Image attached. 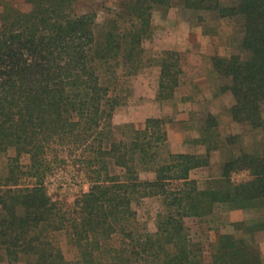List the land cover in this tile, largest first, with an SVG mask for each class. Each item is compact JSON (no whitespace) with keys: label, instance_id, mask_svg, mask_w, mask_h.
Returning a JSON list of instances; mask_svg holds the SVG:
<instances>
[{"label":"trees","instance_id":"trees-1","mask_svg":"<svg viewBox=\"0 0 264 264\" xmlns=\"http://www.w3.org/2000/svg\"><path fill=\"white\" fill-rule=\"evenodd\" d=\"M27 2L31 10L7 9L0 26V158L15 152L0 177V264H16L22 255L31 257L29 264H71L61 236L76 248L78 264H206L185 221L213 215L218 204L262 215L238 224L244 236H220L210 264H264L255 236L264 231V0H185L243 24L241 52L214 57L213 71L230 80L220 89L232 94L231 116L251 127L254 142L223 136L209 114L202 129L206 155L168 150L162 119L150 118L142 129L113 123L124 85L118 70L141 69L153 10L164 0H123L104 24L94 13H76V0ZM161 66L159 98L166 100L184 74L180 54L165 51ZM214 150L222 175L201 187L191 173L208 165ZM68 158L90 184L70 206L54 200L45 183ZM241 171L250 179L235 182ZM143 172L154 178L143 179ZM24 176L35 183L23 184ZM151 196L165 205L155 233L141 226L134 208Z\"/></svg>","mask_w":264,"mask_h":264},{"label":"rangeland","instance_id":"rangeland-1","mask_svg":"<svg viewBox=\"0 0 264 264\" xmlns=\"http://www.w3.org/2000/svg\"><path fill=\"white\" fill-rule=\"evenodd\" d=\"M154 7L151 36L144 41V60L141 69L135 75H127L123 68L118 70L120 80L124 84L120 88L122 105L116 110L113 123L116 127L134 125L138 129L145 127L150 118L164 121V128L169 134L168 150L174 153H194L203 151L202 129L206 126L208 114L215 111L222 119L225 133L237 131V124L229 119V112L224 106L233 102L231 95L222 96L221 85H228L230 80L220 78L213 71V58L216 56L230 57L241 52L243 24L238 20L221 18L216 11H205L190 8L185 0H164ZM123 0H76L74 11L78 14L94 13L97 21L104 24L111 17H116ZM223 5H233L239 0H220ZM22 11L31 10L27 0H0V26L2 16L9 8ZM165 51H176L181 56L184 74L181 82L170 99L159 98L161 81V59ZM224 97V98H223ZM221 99V100H220ZM220 129V128H219ZM249 136V135H248ZM251 142V136L249 137ZM15 152L0 158V177L7 175L8 159ZM65 158L67 157L64 155ZM211 169L194 171L192 178L200 182L201 187L210 178L220 173L222 158L219 153L213 158ZM23 165L30 163L24 156ZM143 179H152L154 174L143 172ZM220 176V175H219ZM235 182L250 179L249 172L241 171L234 174ZM35 178L24 176L23 184H34ZM48 194L66 205L74 202L90 189L86 173L73 159H65L48 175L46 181ZM142 227L150 232H157L160 215L165 211L163 198L151 196L134 204ZM259 210H234L228 205L218 204L213 215L198 218H186L188 233L201 243L205 249V262L212 260V244L220 236L235 234L244 236L238 224L245 220L261 217ZM256 241L264 253V233L259 234ZM66 257L71 264H78L75 247L68 243L66 236H61ZM31 257L22 255L16 264H29ZM1 264H11L9 260Z\"/></svg>","mask_w":264,"mask_h":264},{"label":"crops","instance_id":"crops-1","mask_svg":"<svg viewBox=\"0 0 264 264\" xmlns=\"http://www.w3.org/2000/svg\"><path fill=\"white\" fill-rule=\"evenodd\" d=\"M227 95H231V96H232L231 93L226 92V93L221 94V96H219L218 98H222V96L225 97V96H227ZM224 97H223V98H224ZM232 97H233V96H232ZM220 100H221V99H220ZM233 100H234V98H233ZM233 105H234V101H233V102H230V105L228 104V105L224 106V108H225L226 111L229 112V114H230V115H229V119L232 121V123L238 125L237 128H236L237 131H233V130H232L231 132L225 133V132L223 131V128H222L223 122H222V119L220 118V116H219V115H215V114H217L215 111H211L210 114H212V115H214V116L217 117L218 122H219L220 132L222 133L223 136L236 135V134H237V135H243V136L246 135V139H247L248 144H253L254 139H253L252 135H253L254 131L251 130V127H249L248 125H244V124H240V123L234 122V120H233V118H232V116H231V113H230V108H231ZM263 110H264V107H263ZM208 115H209V114H208ZM248 135H249V136H248ZM250 136H251V142H250V139H249ZM201 146H202V148H204L203 151H199V152L194 151V153L191 152V153H189V154L206 155V154L208 153V147H207L205 144H203V145H201ZM216 153H217V154L219 153V155L221 156V154H220L219 151H216V150L212 151V152L210 153V163H209L208 165H206V166H203V167H200V168H196V169H194V170L192 171V173H191V177H192V174H193L194 171H197V170H199V169H211L212 166H213V164H214L213 158H214V156H215ZM221 158H222V156H221ZM222 161H223V160H222ZM222 172H223V162H220V173L217 174L216 178L219 177V175L221 176V175H222ZM247 172H248V171H247ZM237 211H239V210H237ZM263 233H264V231H259V232H257L256 235H255L256 238H257V236H258L259 234H263ZM258 244H259V243H258ZM260 248H261V246H260ZM261 250H262V248H261ZM262 253H263V251H262ZM263 256H264V253H263Z\"/></svg>","mask_w":264,"mask_h":264}]
</instances>
